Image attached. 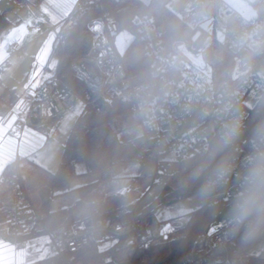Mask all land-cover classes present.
<instances>
[{"label": "built area", "instance_id": "obj_1", "mask_svg": "<svg viewBox=\"0 0 264 264\" xmlns=\"http://www.w3.org/2000/svg\"><path fill=\"white\" fill-rule=\"evenodd\" d=\"M101 0H76L70 13L60 24L37 21L36 28L47 26L55 33L57 42L64 45L78 13L87 12ZM200 8L206 0H192ZM255 15L245 16L236 11L229 33L230 52L238 59L241 74L238 79L210 85L199 75L194 66L177 51L168 50L158 32L156 22L150 16L135 15L133 18L155 68L152 77L163 86L159 122L162 126L156 143L150 142L151 155L156 159L154 178L164 181L173 170L162 166L161 152H172L183 163V172L190 163L192 169L205 180L204 196L208 204L234 206L237 213L221 227L206 229L197 234L188 251L186 264H212L219 258L225 264L239 255L238 243L244 229L254 222V215L264 210V132L259 138L249 139L247 132V97L257 101L264 96V0H258ZM108 17L106 11L89 24L93 32V44L87 52L72 59V67L88 85V91L79 93L55 72L33 93L26 117L28 124L47 122L71 108L76 99L86 102L113 98H126L134 102L141 116L138 95L147 90L149 81L135 82L123 56L119 54L109 35L118 32V20ZM254 41V44L251 42ZM18 41L10 43L11 52L18 51ZM8 59L0 65L2 71ZM146 124V123H145ZM146 126H148L146 124ZM239 135L245 140L235 141ZM228 142L226 155L210 161L198 160L200 153L214 151L217 141ZM0 190L13 193L10 231L17 238L27 237L34 228L29 219L28 201L24 187L7 175H0ZM124 190V189H122ZM141 219L134 208H119L116 214L87 217L82 225H59L47 232L49 242L58 252H78L89 244H100L112 236L132 234L136 250L150 247L155 240L169 241L178 228L176 223H165L161 234L151 240L141 235ZM91 264H120L117 256L108 251ZM130 264H134L133 258Z\"/></svg>", "mask_w": 264, "mask_h": 264}, {"label": "rangeland", "instance_id": "obj_2", "mask_svg": "<svg viewBox=\"0 0 264 264\" xmlns=\"http://www.w3.org/2000/svg\"><path fill=\"white\" fill-rule=\"evenodd\" d=\"M11 2L12 4L9 6ZM168 4L190 27L188 37L177 39L173 44V49L186 58L199 75L212 86H218L217 81L224 75H229L233 80L238 79L241 74V69L238 66L239 61L230 52L228 43L234 21V14L230 11L252 16L255 15V11L260 5L259 2L255 3L253 0H206V3L200 8H195L192 0H169ZM35 11L41 13L40 7L34 0H0V12H4L10 22L9 26L0 31V63L8 59L5 69L0 71V81H4L7 86H18L19 83L13 81L12 76L18 78L19 72L23 76V70L26 67L24 65L21 71L13 73V67L19 66L23 59L19 61L16 59V51L10 53L9 43L20 38L22 33L27 34L26 38L41 34L42 30L39 31L35 28ZM133 37L134 33L128 26H123L118 32L109 35L113 47L123 56L127 64L125 53ZM253 42L251 44H254ZM59 61L60 57L54 54L52 61L43 71V74L38 77L36 83L57 72ZM217 66H221L218 74L216 73ZM148 81L151 86L138 95L141 116L133 105L122 110L116 117L120 142L112 157V164L104 171L87 172L86 163L77 162L75 164L77 174L70 178L67 186L57 188L54 191L56 195L49 205L51 212H54L55 204H62V206H67L66 208H71L72 212L75 211L74 214L79 211L85 212L87 207L93 212L98 210L102 214L110 213L112 215L116 214L121 207L134 208L135 215L142 219L141 225H148L144 235L153 240L161 234L165 223L173 222L178 227L185 225L190 212L204 204V190L169 202L159 200L164 186L177 187L180 179L170 177L160 181L158 178H154L157 162L155 157L151 155L150 142L156 143L162 130L159 122V109L160 100L163 97V86L158 83L156 76ZM256 102L257 100L250 96L245 99L249 108L254 107ZM85 106L86 101L82 97L76 99L74 105L60 114L54 125L49 127V143L39 148L32 155V160L45 172L50 173L58 169L64 145ZM241 140H245V135H239L235 139V141ZM55 141L62 143L58 146L59 144ZM159 159L160 169L164 165L175 171L180 165L172 152H161ZM30 169L27 167L25 172L30 176V185L33 186L34 182L36 184L37 177L33 175V170ZM40 172L42 173V171ZM42 180L38 178L39 182ZM92 183H95L93 188L89 192L87 191V195L83 194L85 192L82 190L84 186ZM122 185L124 187H121ZM40 194L37 197L36 192L32 196V204L35 200L42 199L43 201ZM28 208L30 211L35 209L30 203ZM236 213L234 206H218L210 219V229L215 230L221 227ZM151 222H153L152 225H149ZM37 223L38 229L42 231L43 223ZM2 232L3 237L10 239L8 228L3 229ZM251 232L254 235L247 242L245 239ZM239 238L242 245H240L239 255L225 264H264V210H260L254 215V222L244 229ZM136 248L135 236L132 234L114 235L99 246V250L102 252L108 250L113 252L120 264H130ZM51 250L54 254L58 253L54 246L51 247ZM93 261L82 258L78 259L75 264H91ZM221 262L222 260L219 258L209 261L212 264H220ZM42 264L58 263L42 262Z\"/></svg>", "mask_w": 264, "mask_h": 264}, {"label": "trees", "instance_id": "obj_3", "mask_svg": "<svg viewBox=\"0 0 264 264\" xmlns=\"http://www.w3.org/2000/svg\"><path fill=\"white\" fill-rule=\"evenodd\" d=\"M258 0H254L256 3ZM169 0H101L85 13H78L74 25L64 45L56 42L53 47V54L60 57L57 73L59 77L74 87L79 93L88 91L86 82L78 76L72 67V59L80 52H87L93 44V32L89 24L97 16L106 11L108 17L116 19L120 28L128 26L132 29L134 37L126 49L128 68L135 82L148 81L152 78L155 65L147 52L144 39L141 37L136 24L133 22L135 15H146L154 19L158 32L165 47L173 50V44L177 39L187 38L190 27L188 23L179 17L169 6ZM12 4V3H11ZM9 19L4 12H0V31L9 26ZM221 66H217L216 73L220 72ZM225 76V75H224ZM224 80L217 81V84L229 82L226 75ZM162 99L160 100V102ZM134 102L126 98H113L110 100L96 99L86 102L84 111L77 118L75 125L62 154V159L56 171L51 172L48 182L41 188L43 198L42 205L38 209L29 211V219L42 222L44 228L41 233L59 226H70L72 222V209L64 208L51 212L49 205L56 195L57 188L69 184L70 178L77 174L75 164L85 162L87 172H100L108 168L113 162V155L119 144V129L116 125L117 115ZM247 132L249 139L259 138L264 132V96L259 98L254 107L247 110ZM228 142L219 139L214 151L211 153H200L198 160H208L212 165L216 159L228 152ZM20 159L8 163L1 173L18 181L22 185ZM196 163L187 165L186 172H183V163L177 170L167 178L180 179L177 187L164 186L159 196L161 202H169L181 197L192 195L205 188V180L192 170ZM166 178V179H167ZM95 183L85 185L82 190L86 194L93 188ZM88 191V192H87ZM220 204H204L190 212L189 219L185 225L179 226L173 238L169 241L155 240L154 243L143 249H137L133 256L134 264H186L189 248L193 239L198 233L209 226L210 219ZM112 215V214H111ZM102 216V215H101ZM100 217V216H96ZM151 222L149 225H152ZM141 225V223H140ZM147 224L140 226L141 235L145 236ZM254 235L251 232L247 242ZM239 245L240 238L238 239ZM242 246V245H241ZM103 254L98 249V244L93 242L84 250L78 252H58L47 257V263L75 264L78 259L85 258L97 260ZM236 258V257H235Z\"/></svg>", "mask_w": 264, "mask_h": 264}, {"label": "crops", "instance_id": "obj_4", "mask_svg": "<svg viewBox=\"0 0 264 264\" xmlns=\"http://www.w3.org/2000/svg\"><path fill=\"white\" fill-rule=\"evenodd\" d=\"M34 1L40 7L41 12L37 13V11H35L34 15L36 17V22L42 21L44 23L50 22L53 24H60L70 13L76 2V0ZM208 10H210V8H208ZM46 27V25L41 28L35 27L39 31L42 30L41 34L36 37L31 36L26 38L27 34L22 33L20 38L10 42H19L20 49L16 51L17 53L15 54L17 55L15 56L18 61L23 59V63L21 62L19 66L13 67V73L21 71L24 65H26V67L23 70L24 72L22 71L23 76L21 72H19L20 76L17 74L18 78L12 76V80L19 83L18 86L10 87L7 86L4 81H0V175L8 163L20 159L22 186L25 189L27 201L33 205L35 209L41 207L42 199L35 200V202L33 201L34 204H32V196H34L36 192L37 197L39 196L40 190L43 185L48 182L51 172L47 173L42 167L36 165V162L32 160V155H34L39 148L49 143V127L53 126L55 120H57V118H54L47 122H38L36 124H28L26 122L29 103L33 93L47 78L53 75H49L40 80L39 83H36L38 77L43 74V71L52 61L54 55L53 47L57 42L55 33L48 31ZM42 52H46V56L44 63L41 64L39 58ZM10 53L12 54L11 51ZM2 63L3 61L0 65ZM227 76L229 79H232L229 75ZM223 78H221V80H224ZM56 143L60 146L62 142ZM27 167H30V170H33V175L37 177L36 184H34L35 182L33 184L31 183L33 186L30 185V176L25 172ZM39 170L42 171V173ZM38 178L43 180L39 182ZM121 187H124V185ZM12 206L13 193L10 190H0V264H42V262H47V257L54 254L51 250L53 245L49 242L47 233H41L38 229V223L36 222L34 228L27 237L22 239L17 238L10 231ZM55 206L53 211H58L67 207L62 206V204H55ZM74 212L73 210L71 225H82L84 220L90 216L96 217L110 214H102L98 210L97 212H93L88 210V207L85 212L79 211L76 214H74ZM5 228L9 229L11 240L3 237L2 230Z\"/></svg>", "mask_w": 264, "mask_h": 264}, {"label": "snow or ice", "instance_id": "obj_5", "mask_svg": "<svg viewBox=\"0 0 264 264\" xmlns=\"http://www.w3.org/2000/svg\"><path fill=\"white\" fill-rule=\"evenodd\" d=\"M45 56H46V52H42L41 57L39 58L41 64L44 63Z\"/></svg>", "mask_w": 264, "mask_h": 264}, {"label": "water", "instance_id": "obj_6", "mask_svg": "<svg viewBox=\"0 0 264 264\" xmlns=\"http://www.w3.org/2000/svg\"><path fill=\"white\" fill-rule=\"evenodd\" d=\"M206 230L208 231L209 230V227H207Z\"/></svg>", "mask_w": 264, "mask_h": 264}]
</instances>
